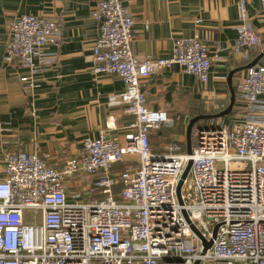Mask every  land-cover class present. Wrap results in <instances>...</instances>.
<instances>
[{
    "label": "built area",
    "instance_id": "built-area-1",
    "mask_svg": "<svg viewBox=\"0 0 264 264\" xmlns=\"http://www.w3.org/2000/svg\"><path fill=\"white\" fill-rule=\"evenodd\" d=\"M239 12L235 47L249 50L261 37L243 4ZM90 15L98 31L90 71L121 79L118 100L133 118L132 132L124 143L85 137L60 170L47 165V155L7 153L0 170V264H264V67L248 68L239 83L248 110L242 119L216 118L196 130L190 154L177 142L166 154L153 153L150 131L169 118L146 106L144 81L177 65L204 86L217 57L197 38H177L168 57L140 58L131 49L134 20L123 0H98ZM59 38L56 22L22 15L10 25L5 55L32 68ZM129 156L138 165L112 176V166ZM189 161L180 205L176 187ZM79 172L96 177L87 200L67 196L66 178Z\"/></svg>",
    "mask_w": 264,
    "mask_h": 264
},
{
    "label": "crops",
    "instance_id": "crops-1",
    "mask_svg": "<svg viewBox=\"0 0 264 264\" xmlns=\"http://www.w3.org/2000/svg\"><path fill=\"white\" fill-rule=\"evenodd\" d=\"M97 1L0 0V170L3 157L18 151L34 152L41 158L47 155V165L60 170L79 154L85 137L105 135L124 143L132 132L133 118L118 100L124 90L121 79L90 71L89 58L98 34L90 13ZM123 3L134 20L131 49L138 57H168L177 38H197L211 57H217L204 86L177 65L144 81L146 106L166 111L169 118L167 124L150 131L153 153L166 154L171 142L186 151L187 121L204 115L196 122L210 125L229 107L232 97L229 118L239 120L248 113L239 83L254 61V66L264 67V0ZM239 4L251 29L261 37V43L249 50L235 47L243 24ZM22 15L48 18L57 23L60 34L56 43L45 46L32 68L7 58L4 51L11 23ZM120 165L123 169L116 171ZM137 165L138 158L129 156L112 166L111 175ZM95 179L83 172L67 177L68 198L89 199L88 188Z\"/></svg>",
    "mask_w": 264,
    "mask_h": 264
},
{
    "label": "water",
    "instance_id": "water-1",
    "mask_svg": "<svg viewBox=\"0 0 264 264\" xmlns=\"http://www.w3.org/2000/svg\"><path fill=\"white\" fill-rule=\"evenodd\" d=\"M255 64H256V61H254L251 65H249L248 68L253 67ZM230 76H231V73H230L228 79H230ZM229 82H230V81H229ZM233 101H234V98L232 97V99H231V104L229 105V107H228L225 111H223L222 113H220L219 115H216L215 118H222L223 116L227 115V114L230 112L231 108H232ZM204 118H205V117L200 116V117H195V118H193V119L187 121V133H186V152H187V154H190V152H191V148H192V146H191V133H192V126H193V124H194L196 121H198V120H200V119H204ZM187 120H188V119H187ZM190 167H191V161H189V162L187 163L186 168H185V170H184V172H183V174H182V176H181V179L179 180L178 185H177V187H176V196H177V199H178V203H179L180 205L182 204V200H181V198H180V189H181V186H182L183 180H184V179L187 177V175H188V172H189V170H190ZM182 213H183L184 216L187 218L186 213H185L184 211H182ZM215 233H216V228H215L214 231H213V236H215ZM210 245H211V242L208 243V244H206V245H205V248L209 247Z\"/></svg>",
    "mask_w": 264,
    "mask_h": 264
},
{
    "label": "trees",
    "instance_id": "trees-1",
    "mask_svg": "<svg viewBox=\"0 0 264 264\" xmlns=\"http://www.w3.org/2000/svg\"><path fill=\"white\" fill-rule=\"evenodd\" d=\"M199 116H204V115H199ZM230 116L229 115H227V116H224V117H222V119L226 122V123H228V124H232L235 120H232L231 118H229ZM203 122L202 121H199V122H196L195 124H194V126H193V131H192V135H191V146L192 147H194L195 145H196V139H195V137H194V132L196 131V130H199V129H201V128H203ZM123 165V164H122ZM123 167L124 166H119L117 169H116V171H118V170H121V169H123ZM118 188H119V186H118ZM117 188V189H118Z\"/></svg>",
    "mask_w": 264,
    "mask_h": 264
},
{
    "label": "rangeland",
    "instance_id": "rangeland-1",
    "mask_svg": "<svg viewBox=\"0 0 264 264\" xmlns=\"http://www.w3.org/2000/svg\"><path fill=\"white\" fill-rule=\"evenodd\" d=\"M204 124V123H203ZM208 126H210V125H208ZM118 187H116V189H117Z\"/></svg>",
    "mask_w": 264,
    "mask_h": 264
}]
</instances>
